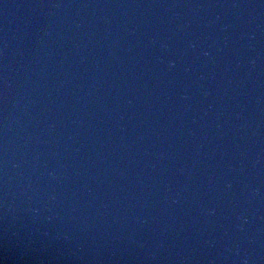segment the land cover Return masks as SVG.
I'll use <instances>...</instances> for the list:
<instances>
[{"label":"water","instance_id":"obj_1","mask_svg":"<svg viewBox=\"0 0 264 264\" xmlns=\"http://www.w3.org/2000/svg\"><path fill=\"white\" fill-rule=\"evenodd\" d=\"M3 264H264V0H0Z\"/></svg>","mask_w":264,"mask_h":264},{"label":"snow or ice","instance_id":"obj_2","mask_svg":"<svg viewBox=\"0 0 264 264\" xmlns=\"http://www.w3.org/2000/svg\"><path fill=\"white\" fill-rule=\"evenodd\" d=\"M0 264H3V262H2V261H0Z\"/></svg>","mask_w":264,"mask_h":264}]
</instances>
